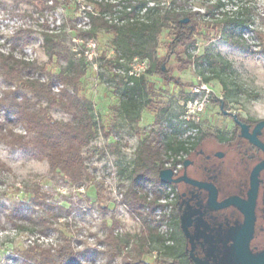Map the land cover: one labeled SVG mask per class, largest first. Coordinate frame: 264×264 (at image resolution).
<instances>
[{"label":"rangeland","instance_id":"rangeland-1","mask_svg":"<svg viewBox=\"0 0 264 264\" xmlns=\"http://www.w3.org/2000/svg\"><path fill=\"white\" fill-rule=\"evenodd\" d=\"M108 1L125 3L128 0ZM244 2L246 0H222L221 12L236 14L238 11L232 9ZM185 3L187 10H194L195 0H185ZM60 5L52 7L50 2L38 0L20 3L0 0V15L4 17L0 19V50L13 52L23 60L28 59L26 61L46 64L55 75L68 69L72 73L76 67L84 70L78 95L90 101L91 114L98 130L97 137L84 149L85 170L90 179L82 185L72 183L67 177L52 172L48 161L39 159L34 151L12 149L0 140V264H34L25 258L24 253L29 247L35 243L56 246L61 241V235L73 240L74 249L80 254L79 264H124V254L130 252L131 245L141 243L148 251L144 260L159 264L156 249L160 246L143 232L144 222L155 227L158 233H166L171 228L175 232V225L163 221L158 217L160 213L148 204L154 198L150 196L151 183L138 185V195L146 196L147 201L141 203L137 210L134 211L125 202L139 146L145 138L154 134H161L164 140L173 138L189 142L186 145L189 149L191 143L202 135L214 134L226 138L233 127L228 117L230 114L264 121V54L234 46L220 27L210 28L204 31L207 37H197L196 45L187 52L179 49L180 58L192 59L193 65L182 69L177 56L168 65L172 75L180 81L178 84L149 77L155 94L143 101L152 100L150 109L143 105L135 108L122 106L123 89L131 86L128 76L131 63L147 41L133 35L129 27H119L118 33L96 30L92 36L82 37L90 29L84 2L64 0ZM239 12L242 17L249 15L253 23L237 30L231 38L241 46L255 47L258 28L264 26V10L241 9ZM204 19L210 18L206 16ZM59 27L60 45H47L45 34ZM246 32L250 34L243 36ZM168 40L166 33L159 39L161 56L167 53L165 45ZM25 41H28L26 45ZM92 50L94 56L91 59L89 54ZM52 52H59L60 56H54L49 62ZM203 55L206 56L203 63L195 60ZM44 78L48 76L44 75ZM53 80L63 85L58 78ZM201 87L210 92L202 90L201 94L195 95V90ZM7 89L0 81V101ZM52 93L56 97L64 96L62 88L60 93ZM30 99L33 108L47 105L46 99L37 100L32 96ZM195 99L203 105V112L200 120L193 123L186 115L188 102ZM215 99L225 102L224 110L220 103L214 102ZM134 110L139 112L137 123L132 118L136 117ZM49 113L55 120L78 122L63 107L51 108ZM6 115L0 105V123L6 122L3 133L11 129L27 140L32 137L14 117L7 120ZM191 132L193 139L190 140ZM170 156V153L164 152L165 159L169 158L167 161L171 163L175 157L178 160L194 157L195 162L202 163V168L191 167L183 175L198 183L216 186L218 203H227L232 198L243 199L248 190L245 175L241 177L243 181L238 178L240 182L236 179L230 184L219 183L218 178L221 177L217 170L227 167L229 154L215 139L203 143L196 152L181 151L177 156L172 155L171 159ZM174 180L180 191L189 190L201 197V208L194 213L198 219L203 214L221 218L234 208L233 204L223 209L211 208L210 193L206 188L177 180L176 177ZM36 185L45 195L42 204L34 201L28 192ZM193 200L196 198L187 196L186 201ZM44 217L49 218L48 229L42 223ZM225 226L230 238L234 228ZM110 232L119 239L129 241L121 257L110 256L109 249L115 245L104 242ZM258 242L264 246V239H258Z\"/></svg>","mask_w":264,"mask_h":264},{"label":"trees","instance_id":"trees-1","mask_svg":"<svg viewBox=\"0 0 264 264\" xmlns=\"http://www.w3.org/2000/svg\"><path fill=\"white\" fill-rule=\"evenodd\" d=\"M17 3L25 0H14ZM35 1V0H33ZM44 3H51V6H62L64 0H38ZM84 8L89 18V31L82 34V37L94 35L96 30H106L118 33L119 27H129L133 35L139 36L147 41V45L138 52V58L149 60L150 67L147 73L138 79L129 77V84L123 89L122 106H146L152 107V100L148 98L154 95V84L149 81V77H157L165 83H176L180 81L175 78L172 69L168 65L175 56L178 57L182 69L189 68L194 64L192 59H181V52H187L190 47L195 46L197 37H207L204 31L210 28L220 27L228 35L229 42L238 46L239 43L231 37L237 30L251 26L253 20L249 15L242 17L238 11L236 14L221 12L220 7L215 5L205 9V12L186 9L185 0H128L127 2L111 3L108 0H82ZM51 8V7H50ZM218 14V15H217ZM210 19L205 20L204 17ZM219 16V17H218ZM116 17L114 21L112 18ZM184 19H189L187 24ZM166 33L168 42L165 45L167 53L161 56L159 53V39ZM259 36L264 37L261 33ZM46 44L60 45L59 33H46ZM25 45L28 41L24 42ZM264 54V53H263ZM60 56L59 52L50 54V61L54 56ZM206 56L195 58L197 62L203 63ZM47 75L48 78H44ZM85 75L84 70L76 67L71 73V69L62 70L58 75L51 73L46 64H38L34 61H26L13 52L4 53L0 50V81L7 86L4 98L0 101L7 114V120L14 117L16 122L24 126L28 133L32 135L26 139L23 135L14 133L11 129L3 133L6 122L0 123V140H3L12 149L29 151L32 150L41 160L48 161L50 170L67 177L70 182L82 185L90 175L86 173V157L84 149L90 145L92 140L97 137V124L91 114L90 101L79 97L78 85L80 79ZM54 78H58L63 84L62 97H56L53 87L56 85ZM218 78V77H216ZM44 79V80H42ZM207 81L209 79H206ZM59 84V83H58ZM72 89V92H71ZM30 96L40 100L46 99L47 105L33 108ZM185 98H188L186 96ZM21 99V101H19ZM214 102L222 105L225 109V102L222 99H215ZM63 107L73 117L77 123L71 121L55 120L49 113V109ZM136 117H132L134 122H139V112L134 110ZM194 129V128H193ZM193 139L192 135L188 137ZM215 139L222 141L220 135H202L195 143H191V148L186 147L189 142L178 141L173 138L164 140L162 135L154 134L145 138L139 146L136 154L134 168L130 174V183L125 195V202L134 211L139 205L147 201V197L138 195V185L141 183H151V191L154 198L148 204L154 210L158 207V200L164 195V188L168 185H176V181H170L162 177V172L166 170L165 164L169 158L164 157V152L177 156L183 151L190 153L196 150L208 140ZM194 156V155H193ZM176 157L173 159V166L179 162ZM32 199L39 204L45 202V195L41 187L36 185L28 191ZM43 225L48 229L50 226L49 218H42ZM172 224L176 230L170 236L158 233L155 227H151L144 222V230L147 236L160 246L158 251L159 264H204L211 258L209 251H198L194 253L193 245L196 239H188L182 232L183 227L176 208L172 212ZM181 230V231H180ZM172 240V245L167 244ZM104 242L115 245L109 249L112 258L121 257L124 249L129 245L127 239H119L110 232ZM143 244H132L129 253L124 254V264H151L144 260L147 254ZM25 258L34 264H79L80 254L75 251L73 240L66 235H61V241L56 245L35 243L24 253Z\"/></svg>","mask_w":264,"mask_h":264},{"label":"flooded vegetation","instance_id":"flooded-vegetation-1","mask_svg":"<svg viewBox=\"0 0 264 264\" xmlns=\"http://www.w3.org/2000/svg\"><path fill=\"white\" fill-rule=\"evenodd\" d=\"M228 117L231 118L233 127L226 138H222V141L220 139L217 141L226 148L229 154V161L226 168L223 167L217 170L221 177V179H218L219 183L222 181V183L230 184L234 183L238 178L243 181L241 177L245 175L244 181L248 185V190L245 191L243 200L249 201L251 194V174L257 166L264 163V148L259 145L264 146V121L245 119L237 115L238 122H236L232 114L228 115ZM250 137L258 142V144L253 142ZM222 158L224 157L222 156ZM186 161H189V165L187 166L185 165ZM178 165L180 167L175 172L173 171V180L176 177L177 180L184 181L188 184H192L188 180L193 179L184 176L183 172L191 167L200 169L203 166L202 163L195 162L194 157L189 160L185 159L184 163L179 162L174 168H177ZM171 186L177 192L173 211L176 208L180 221L181 218L183 220V233L186 238L197 240V243L195 242V245H193L194 253H198V251L203 252L204 255L208 253L204 251L212 253L211 258L204 261V264H238L234 256L233 247L236 236L245 224V216L241 207L235 202H232L230 204H233L234 208L227 214L222 215L221 218L216 215L203 214L202 218L198 219L194 213L196 209L201 208V197L189 190H186V192L180 191L181 188L178 184ZM214 187L216 188V186ZM257 187V197L253 209L254 222L248 240L247 251L252 259L264 256V246L261 242H258V239H264V168L260 170L257 176ZM218 194L217 190V198ZM190 195L195 197L196 200L186 201L187 196ZM210 207L213 208L211 205ZM225 225L228 228H234L230 238L227 235Z\"/></svg>","mask_w":264,"mask_h":264},{"label":"water","instance_id":"water-1","mask_svg":"<svg viewBox=\"0 0 264 264\" xmlns=\"http://www.w3.org/2000/svg\"><path fill=\"white\" fill-rule=\"evenodd\" d=\"M188 22H189V19L183 20V23H185V24H187ZM233 118L235 119L236 122H238L237 115H233ZM250 138L253 140V142H256L252 137H250ZM256 143L258 144V142H256ZM259 145L262 148H264L263 145H261V144H259ZM185 165L186 166L189 165V161H186ZM263 168H264V163L257 166L251 174V194H250L249 201H245V200L240 199V198H232L227 203L219 204L217 202V190L213 185L202 184V183H198L197 181L188 180L190 183L197 185V186H200V187H203V188H206L210 191L211 196H210L209 202L213 208L220 209V208H223L224 206H226L227 204L235 202L243 210L244 216H245V224H244L243 229L236 236L234 247H233L234 256H235L236 262L238 264H264V256L261 258L252 259L247 252L248 251V240H249V236H250V233L252 231L253 222H254L253 209H254V204L256 201L257 191H258L257 176H258L260 170ZM173 176H174V173H173V170H171V169H166L162 172V177L164 179L173 181Z\"/></svg>","mask_w":264,"mask_h":264},{"label":"built area","instance_id":"built-area-1","mask_svg":"<svg viewBox=\"0 0 264 264\" xmlns=\"http://www.w3.org/2000/svg\"><path fill=\"white\" fill-rule=\"evenodd\" d=\"M60 27L57 29H51L50 32L51 33H60ZM94 47L96 46L95 44L93 45ZM94 56V50H92L89 54V58H93ZM28 60V59H26ZM150 64L148 62V60L146 59H140L138 57L134 58L129 72H128V76L132 77L133 79H138L141 78L142 76H144L147 71L149 70ZM44 80V79H42ZM131 85H133V82H130ZM61 88H63V85L61 84H56L53 87V91L55 93H60L61 92ZM206 87H201V88H197L194 92L195 95L201 94L202 90H206V92H210L208 89H205ZM203 112V105H201L199 103V101L197 99L195 100H190L187 104V115L186 118L193 122L196 123L200 120V114H202ZM194 131V130H193ZM190 135L193 136V132L190 133ZM166 169H173V171L175 172L180 165L177 166V168H174L175 166H173V163L171 162H167L165 164ZM176 189L171 186L168 185L164 188V195L158 200V207L156 208V211L160 213V216L158 215V217H160L161 219L163 218V221H166V223H171L172 224V212H173V206H174V202L176 199ZM150 196L153 198L154 195L152 193V191H150ZM163 213H165V215H162ZM173 233V229H169L166 233H160L161 235L165 236L166 238H170L171 234ZM174 242L172 240H168L167 244L172 245Z\"/></svg>","mask_w":264,"mask_h":264},{"label":"clouds","instance_id":"clouds-1","mask_svg":"<svg viewBox=\"0 0 264 264\" xmlns=\"http://www.w3.org/2000/svg\"><path fill=\"white\" fill-rule=\"evenodd\" d=\"M222 3V0H195V6L194 10L195 11H200L203 12L205 9H209L210 6L215 5L217 8L220 7V4ZM241 9H254V10H264V0H246V2L237 5L235 8H233V11H240ZM3 15H0V19H3ZM4 31H9L8 29H5ZM259 33H264V26H260L258 28ZM250 34L249 32H246L243 34L248 35ZM2 43V42H0ZM254 44L256 45L255 47H247V46H241L238 45L239 47L242 48H248L250 49L253 53L256 54H261L264 53V37L262 36H256L254 40Z\"/></svg>","mask_w":264,"mask_h":264}]
</instances>
